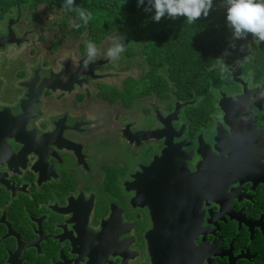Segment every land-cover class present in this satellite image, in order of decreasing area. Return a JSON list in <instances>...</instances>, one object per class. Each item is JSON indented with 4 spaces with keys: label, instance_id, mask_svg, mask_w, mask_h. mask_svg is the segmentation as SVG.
Segmentation results:
<instances>
[{
    "label": "flooded vegetation",
    "instance_id": "af4514ba",
    "mask_svg": "<svg viewBox=\"0 0 264 264\" xmlns=\"http://www.w3.org/2000/svg\"><path fill=\"white\" fill-rule=\"evenodd\" d=\"M14 14L0 17V264H264L250 41L226 47L224 83L181 101Z\"/></svg>",
    "mask_w": 264,
    "mask_h": 264
},
{
    "label": "trees",
    "instance_id": "16d2710c",
    "mask_svg": "<svg viewBox=\"0 0 264 264\" xmlns=\"http://www.w3.org/2000/svg\"><path fill=\"white\" fill-rule=\"evenodd\" d=\"M63 3L64 0H0V17L15 7L51 6L59 11L60 19L50 30L60 37L85 34L86 41L99 45L108 36L122 37L126 32L125 50L131 53L132 45H138L150 66L147 77L152 86L148 85L147 92L158 91L161 97L170 90L177 99L185 101L192 95L202 96L228 79V73L221 74L215 62L233 41L225 22L224 0H212L208 16L193 23L184 17L154 22L152 13L138 6L137 0H75L71 12L62 7ZM78 7L92 13L86 25L79 21L75 10ZM75 23L81 26L74 28ZM241 40L250 41L245 61L260 74L264 69V41L251 34ZM162 68H166L165 73L156 76ZM200 104L196 114L199 117L206 114L204 101Z\"/></svg>",
    "mask_w": 264,
    "mask_h": 264
},
{
    "label": "clouds",
    "instance_id": "9594fccd",
    "mask_svg": "<svg viewBox=\"0 0 264 264\" xmlns=\"http://www.w3.org/2000/svg\"><path fill=\"white\" fill-rule=\"evenodd\" d=\"M75 0H64L62 7L73 11ZM138 6H144V11L151 12V19L159 22L161 18L175 19L184 17L187 22L193 23L200 17H207L212 8V0H137ZM225 22L231 31L233 41L247 38L249 34L254 39L264 41V0H224ZM79 21L87 24L92 19V13L85 8H76ZM80 23H75L74 28H79ZM117 42L107 49L106 55L112 59H119L124 52L125 45L122 37L116 38ZM229 47H235L229 44ZM97 48L95 42H87L89 60L93 59ZM229 53L225 50L221 57L215 59L221 74L228 71V66L223 59Z\"/></svg>",
    "mask_w": 264,
    "mask_h": 264
},
{
    "label": "rangeland",
    "instance_id": "374dc122",
    "mask_svg": "<svg viewBox=\"0 0 264 264\" xmlns=\"http://www.w3.org/2000/svg\"><path fill=\"white\" fill-rule=\"evenodd\" d=\"M19 10V11H18ZM10 11H12L13 13H15L14 15L19 16L21 19L24 18L26 22L32 23L34 22V20H39L38 25H34V28H36L37 31H41V33H43L44 35L49 34L50 39H57V37H60L59 35H56L57 37H55L52 33L51 30H49L48 32H44L46 28L51 29L53 27L54 22H56V20H59V12L56 8L51 7V6H32V7H24L21 8L19 7H15L13 9H11ZM9 11V12H10ZM7 12V13H9ZM16 16H14L13 18H15ZM49 16V18H48ZM44 27V28H43ZM43 28V29H42ZM36 31V32H37ZM34 33L32 36V39L36 37V34L38 35V33ZM128 34H126V32L123 34L122 39H123V43L126 46V41H125V37ZM117 35H111L106 37L102 43H100L98 46H96L97 51L96 54H105L107 52V49L110 48L111 46H113L114 42L116 41V37ZM84 39H86L85 34H83L79 40H81V42H84ZM62 42H64L65 45H69L70 44V39L69 38H65L62 40ZM131 44V43H129ZM237 44V43H236ZM47 45H54L53 42H47ZM133 49L130 51H126L124 50L123 53L120 54L119 59H113L112 61H124L126 63H130L132 64V69L133 71H137L136 68H140V75L146 73L148 74L149 70H150V66L148 65L147 59L145 58V55L143 54V51L141 50L140 47H138V45L133 44ZM226 49V48H225ZM225 50H223L224 53ZM107 56V55H106ZM165 69L166 68H162L160 73L157 72V75L159 76V74L162 76L165 73Z\"/></svg>",
    "mask_w": 264,
    "mask_h": 264
},
{
    "label": "water",
    "instance_id": "95a60500",
    "mask_svg": "<svg viewBox=\"0 0 264 264\" xmlns=\"http://www.w3.org/2000/svg\"><path fill=\"white\" fill-rule=\"evenodd\" d=\"M242 62V61H239V63Z\"/></svg>",
    "mask_w": 264,
    "mask_h": 264
}]
</instances>
